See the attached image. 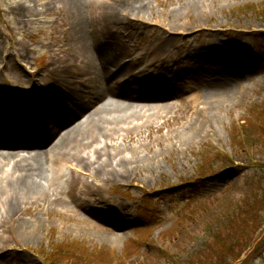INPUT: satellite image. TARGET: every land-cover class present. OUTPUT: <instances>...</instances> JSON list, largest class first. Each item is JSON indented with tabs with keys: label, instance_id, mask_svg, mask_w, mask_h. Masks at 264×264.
<instances>
[{
	"label": "rangeland",
	"instance_id": "374dc122",
	"mask_svg": "<svg viewBox=\"0 0 264 264\" xmlns=\"http://www.w3.org/2000/svg\"><path fill=\"white\" fill-rule=\"evenodd\" d=\"M53 2L0 0V87L5 86L15 99L16 116L21 115L16 102L33 85L30 74H42L50 51L64 39V12L60 18L55 15ZM117 2L104 0L106 12L110 14ZM120 2L124 10L111 31L128 52L146 45L154 28L159 34L161 28L174 23L171 39L176 49L166 54L160 67H151L145 75L147 83L168 91L172 108L147 126L121 133L115 142L108 143L120 154L112 166L119 157L123 159L124 168L118 169L128 175L123 181H99L76 168L74 162L61 166L66 178L73 174L98 189L99 202L84 193L80 207L70 202L51 205L53 199H68L70 191L62 181L50 191L51 200L39 208L22 205L19 217L33 223L35 231L24 240L10 239L0 227V245L3 241L7 255L12 256L2 264H168L169 256L180 264H230L232 255L239 256L236 264H264V225L245 250L234 246L235 251L222 260L214 255L216 245L210 238L214 231L211 221L221 210L230 209V199L238 201L239 195L247 192L253 156L237 150L241 134L249 138L251 121L264 122V0ZM131 6H139L140 12L128 19L124 15ZM20 9H28L32 16L21 18ZM187 51L199 56L194 77L205 80L213 75L230 83V95L212 107L207 125V110L196 97L200 95L188 85L192 75L184 73ZM28 120L26 112L15 122L2 121L0 116L4 143L7 135L16 132L20 137L30 132L34 134L31 143L37 142L40 123L34 119L30 128ZM235 134L239 139H234ZM180 135L182 138H177ZM103 149L99 144L82 156L91 162L95 158L101 161ZM0 151L10 149L0 147ZM219 158L232 162H219L218 169ZM253 160L258 162L259 158ZM50 166L53 175L57 166ZM242 216L233 226H243L242 219L248 216ZM228 232L233 233V229ZM77 257L83 261H75Z\"/></svg>",
	"mask_w": 264,
	"mask_h": 264
},
{
	"label": "bare ground",
	"instance_id": "6f19581e",
	"mask_svg": "<svg viewBox=\"0 0 264 264\" xmlns=\"http://www.w3.org/2000/svg\"><path fill=\"white\" fill-rule=\"evenodd\" d=\"M103 1L53 2L55 15L59 17L64 12V17H61L62 29L65 27L64 39L50 51L42 74H30L33 85L16 102L21 115L26 112L30 128L31 121H39L38 141L31 143L34 134L30 132L22 137L16 132L7 135L9 139L4 143V126L3 122L0 123V147L10 149V152L0 151V227H3L1 233L10 239L24 240L34 233L33 223L20 219V208L22 205L39 208L51 200L50 191L54 192L59 182L67 183L70 194L67 201L53 199L51 205L70 202L80 207L84 193L86 198L98 203V189L86 181H79L73 174L66 178L61 166L74 162L76 168L99 181H123L128 176L118 171L123 167V159L119 157L112 166V161L120 154L114 145L110 147L108 143L115 142L121 133L147 126L172 108V103L167 101L170 98L168 91L159 84L152 86L147 83L145 75L151 67H160L166 54L176 49L171 39L174 23L161 28L159 34L154 28L153 38L146 45L128 52L120 43L119 36L111 31L120 11L124 10L121 2L116 0L117 5L109 14ZM139 12V6L127 7L124 16L130 19ZM88 14L93 15L87 17ZM19 15L24 19L32 16L28 9H20ZM103 36L107 41L101 40ZM198 58L193 51H187L184 73L192 75L188 85L200 95L196 97L201 98L207 110L208 119L204 120L207 125L212 107L230 95V83L213 75L205 80L194 77ZM116 73L119 74L116 76ZM14 101L7 88L0 87L2 121L20 119L21 115H15ZM42 101L46 106H42ZM35 111L37 114L32 115ZM12 125L16 131V125ZM99 144L104 148L101 161L95 158L91 162L88 156H82V152L91 151ZM51 164L57 166L53 175ZM72 173L80 176V173ZM11 257L2 241L0 264Z\"/></svg>",
	"mask_w": 264,
	"mask_h": 264
},
{
	"label": "trees",
	"instance_id": "16d2710c",
	"mask_svg": "<svg viewBox=\"0 0 264 264\" xmlns=\"http://www.w3.org/2000/svg\"><path fill=\"white\" fill-rule=\"evenodd\" d=\"M232 136L235 140L239 139L237 134ZM239 141L241 142L239 143L241 146L237 150H244L245 153H251L253 158L258 157L259 161L255 162L251 167L252 174L246 180L247 192L244 196L240 194L239 197L241 199L238 201L236 198L230 199L228 202L231 204L230 209H225L224 212L221 210L220 215L216 216V218L210 223V228L214 230L210 238L216 245L214 255L221 260L235 251L232 249L234 246H239L237 249L240 251L245 250L244 248L248 246L250 240L253 238V234L264 225V213L262 214L264 211V122L260 123L251 121L250 137L248 138L241 134ZM245 149H249L250 151H245ZM219 162L222 163V165H226L232 161L229 158L223 160L219 158L217 168ZM212 168L213 164L211 163L209 164V170H212ZM201 172L202 174H205L203 171ZM222 201H224L223 206L225 208V200ZM241 215H243L242 217L248 216V218L242 219V221L244 220L243 226H233L234 221H236L237 218H240ZM250 218L251 220H248ZM230 228L233 229V233L228 232ZM221 229H224L225 233L220 231ZM246 230L250 231V234H248ZM73 250V248L69 250L71 254ZM81 255L84 256V253ZM238 257L232 255L230 264H232ZM75 261H83V258L77 257L75 258ZM167 261L168 264H180L176 259L172 260L171 256L167 257Z\"/></svg>",
	"mask_w": 264,
	"mask_h": 264
}]
</instances>
